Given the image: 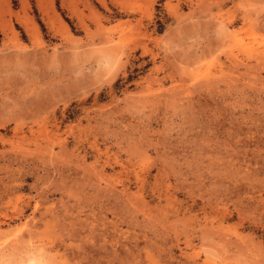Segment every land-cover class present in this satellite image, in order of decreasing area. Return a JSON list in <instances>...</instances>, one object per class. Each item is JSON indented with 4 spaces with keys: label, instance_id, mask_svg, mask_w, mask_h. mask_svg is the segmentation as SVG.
I'll use <instances>...</instances> for the list:
<instances>
[{
    "label": "rangeland",
    "instance_id": "1",
    "mask_svg": "<svg viewBox=\"0 0 264 264\" xmlns=\"http://www.w3.org/2000/svg\"><path fill=\"white\" fill-rule=\"evenodd\" d=\"M0 134V264H264V0H0Z\"/></svg>",
    "mask_w": 264,
    "mask_h": 264
},
{
    "label": "bare ground",
    "instance_id": "2",
    "mask_svg": "<svg viewBox=\"0 0 264 264\" xmlns=\"http://www.w3.org/2000/svg\"><path fill=\"white\" fill-rule=\"evenodd\" d=\"M35 114H36V112H35ZM35 114H34V115H35ZM34 115H33V116H34ZM35 116H36V115H35ZM35 116H34V117H35ZM37 117H38V116H36V118H37ZM27 118H28V117H27ZM31 118H32V117H31ZM36 118H33V119L35 120ZM25 119H26V118H25ZM29 119H30V118H29ZM19 125H20V124H19ZM30 128H31V127H30ZM20 130H21V129H20ZM16 132H17V131H16ZM0 140H1V141L5 140V139H3V137L1 136V134H0ZM35 250H36V249H35ZM2 256H3V255H2ZM2 258H3V257H2ZM32 260H33V259H32ZM35 260H36V259H35ZM33 261H34V260H33ZM36 262L39 263V259H38V261H36ZM32 264H34V262H33Z\"/></svg>",
    "mask_w": 264,
    "mask_h": 264
}]
</instances>
